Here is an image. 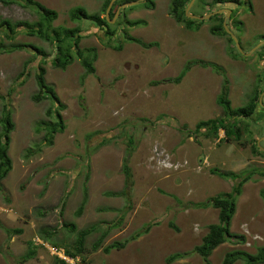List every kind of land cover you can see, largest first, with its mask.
Here are the masks:
<instances>
[{"label":"rangeland","instance_id":"rangeland-1","mask_svg":"<svg viewBox=\"0 0 264 264\" xmlns=\"http://www.w3.org/2000/svg\"><path fill=\"white\" fill-rule=\"evenodd\" d=\"M35 1L58 13L54 28L82 29L79 47L97 50L96 73L87 76L78 59L66 70L54 68L55 45L22 30L10 39L0 31V136L5 112H11L14 123L8 152L12 171L0 189V264H56L60 250L52 243H63L62 250L74 247L78 234L95 225L98 231L85 240L83 258L89 264H205L194 249L202 244L208 226L218 223L219 210L195 209L193 204L229 194L247 177L231 223V233L245 241L223 244L210 262L223 264L232 251L257 253L264 246V158L253 147L261 141L264 149V99L261 104L259 98L255 115L241 122L228 118L219 106L223 77L213 67L197 64L180 84L162 82L176 79L193 62H205L225 71L233 109L246 106L256 87L263 91L261 97L264 48L246 55L264 41V0H241V5L196 0L191 9L196 16L224 10L217 15L222 18L226 10L232 11L228 27L243 53L229 35L211 33L219 24L216 16L195 22L193 29L178 22L172 0H154L149 7L145 3L126 7L138 0L116 5L117 0L111 7L112 20L107 18L108 8L103 12L107 0ZM77 7L106 17L115 34L107 35L91 21H73L71 11ZM3 19L35 23L39 16L33 5L0 4ZM127 21L143 25L133 27ZM127 37L158 45L145 49ZM16 45L32 48L15 50ZM120 46L122 50L117 49ZM33 47L44 49L46 56ZM40 67L46 69L47 84L65 106L61 110L65 131L55 136L51 146L46 144L44 127L56 123L48 111L58 109V104L52 98L34 101ZM221 119L232 129L241 127L238 140L226 138L223 129L217 137L211 129H196L200 122ZM129 153L131 184L123 170ZM213 170L239 178L227 180ZM84 188L87 202L78 215ZM122 191L123 197L109 196ZM148 226V233L131 239ZM44 231L50 234L49 241L44 240ZM103 235L100 248L94 250ZM127 240L123 250L105 252ZM30 243L36 255L21 263ZM175 254L188 256L168 262Z\"/></svg>","mask_w":264,"mask_h":264},{"label":"trees","instance_id":"trees-1","mask_svg":"<svg viewBox=\"0 0 264 264\" xmlns=\"http://www.w3.org/2000/svg\"><path fill=\"white\" fill-rule=\"evenodd\" d=\"M122 1V3L120 2ZM154 0H147L145 5L147 7L153 6ZM191 0H172V13L176 20L178 22H186V25L188 29H193V25L196 21L187 19L185 16L186 8L188 7ZM203 1V0H198ZM111 0H107L104 7V14H106V10L109 7ZM127 0H119L118 3L124 4ZM238 4L241 5V0H213V4ZM0 4L4 6H13V5H19L26 7L27 5H33L35 8L39 20L35 23H29L26 21H18V22H11L10 20L3 19L0 21V31H2L8 39L12 38L13 35L17 34L18 31L22 30L25 31L29 36H36L40 39L50 43L51 45H55L56 49V55L54 60L52 61V66L54 68H59L62 70H66L68 66L72 65L76 59H78L83 67L86 69V75H94L96 73V68L94 66L96 60H97V50L95 48H89L86 50H82L79 45L81 40L83 39L81 33V28L76 27L73 29L58 27H53V22H55L58 19V13L56 11H53L44 5L36 2L35 0H0ZM250 9L252 8V3L249 4ZM114 13L112 10L110 12V19L112 20V17L114 16ZM235 13V11H233ZM125 17V16H124ZM71 19L76 22L83 23L85 21H91L94 25H96L99 28L106 29V34L113 36L115 34V31L112 29L111 24L108 22L106 17L101 18V16L98 14L96 15H90L84 8L77 7L74 10L71 11ZM215 20L219 21V24L216 25L211 29V33L214 36H228L224 26V18L220 16H216L213 18ZM131 26H139L143 25L142 21H127ZM199 24H202V22H198ZM229 40L234 43L232 38L230 37ZM128 42H133L136 44H139L145 49H152L153 47H156L157 43H150L145 44L139 39L127 37ZM26 47L32 48V46L28 45H16L14 49L22 50L26 49ZM34 48V47H33ZM264 48V46L262 47ZM39 55L42 57L46 56V53L44 49L42 48H34ZM118 50H122V47H117ZM264 58V55H260V59ZM201 65L203 68L213 67L216 72L223 77V84L220 96L217 99V102L219 106H221L227 117L233 118V119H240L241 122L244 120L251 119L258 108L259 105V98L262 94V91L259 89V87L254 88L252 96L250 98L249 103L241 108L233 109L231 106V101L229 99L230 94V82L229 79L226 76L225 71L223 69L211 65L205 62H193L191 65H188L185 70L176 78L173 80H166L162 83H173V84H180L186 74L189 72V70L195 66V65ZM47 71L44 67L39 68V72L36 75V81L39 87V94L34 97V101L36 103H40L44 99L52 98L57 104L58 109H50L48 111V115H55L57 121L56 123L52 124H46L44 127V130L46 131L45 141L46 144L51 146L53 145V141L55 139V136L57 134H61L65 131V124L63 117L61 115V110L65 109V106L60 104V100L58 95L55 92V89L47 84L46 82V76ZM161 84L155 83V85ZM240 122V123H241ZM3 126H4V132L2 133V136H0V189L2 188L1 182L6 179L8 174L12 171V160L9 157V145L11 141V133L14 130V123L12 120V114L11 112L7 111L5 112V116L3 118ZM242 124V123H241ZM211 129L214 137H217L219 135V131L221 129L225 130V136L226 138H232L234 137L235 140H238L240 138V130L241 127L238 125L234 126V129L232 127H229L226 125L225 120H208L205 122H200L196 129L198 132H200L202 129ZM132 147L133 141L131 140L129 143ZM253 151L263 156L264 158V152L261 150V148L258 145H254ZM131 157V153H129L128 157L125 159L123 170L126 177V183H130V179L132 177L131 169L129 166V158ZM217 176L227 179L236 181L239 178V175L234 173H227V172H221V171H212ZM250 180V177H247L240 182H238L237 185H234L232 192L229 194H221L217 195L215 197H211L208 200H206L203 203L199 204H193V207L195 209H208V208H214L219 210V216H218V223L211 224L208 226V233L203 238L202 244L197 246L194 249V252L198 254L205 264H211L210 257L214 253L216 249H218L223 244L230 242V241H236L239 240L240 243H244L245 239L240 236L233 235L231 233V223L232 220L236 214L237 211V201L238 198L241 196L242 193V187L243 185ZM84 200L81 205V207L78 210V215H80L84 209V206L87 202V188H84ZM125 191L118 192V193H109L110 197H123L125 196ZM263 197H264V191H263ZM172 226H174L172 224ZM63 227L68 228L67 224H64ZM72 231L76 230V226L72 225ZM99 226L95 225L91 228L81 231L78 234L77 241L75 243L74 247H67L64 249L66 256L77 259L79 257H84V255L87 253L85 248V240L87 236L92 234L93 232L98 231ZM150 230V226H148L145 231L142 233H138L136 236L132 237V240H136L137 238L141 237L142 235H145ZM176 231H178L177 228H175ZM9 233L14 234H22V230H9ZM54 234V231L53 233ZM50 234L46 231H44L43 238L46 241H49ZM106 235H103V237L93 246L94 250H98L100 248V244L102 243V240L105 238ZM129 243V240L125 242H117L114 243L111 246H108L105 249L106 253H110L112 250H123L127 244ZM53 247L59 248L57 250H62L61 248L64 246L63 243L54 242L52 243ZM36 253L35 250L30 243V251L27 255H25L21 263H26L29 260L33 259L35 257ZM188 256V254H175L171 256L168 260L169 261H177L180 259H184ZM237 262H243V264H264V246L258 248L257 253L250 254L244 251H232L228 253L223 261V264H235ZM56 264H70L67 263L64 260L56 258ZM75 264H89L85 260V258L82 259L81 262H76Z\"/></svg>","mask_w":264,"mask_h":264},{"label":"water","instance_id":"water-1","mask_svg":"<svg viewBox=\"0 0 264 264\" xmlns=\"http://www.w3.org/2000/svg\"><path fill=\"white\" fill-rule=\"evenodd\" d=\"M117 0H112L111 2H110V4H109V7H108V13H107V18H108V20H110V10H111V7H112V5L116 2ZM147 2V0H138V1H136V2H133V3H131V4H129V5H126V7H131V6H137V5H139V4H142V3H146ZM195 2H196V0H191V2H190V4L188 5V7L186 8V11H185V13H186V16H187V18H189V19H191V20H194V21H199V22H203V21H207V20H209V19H211L212 17H215V16H217V15H220V14H222L223 12H224V10H219V11H216V12H213V13H210V14H208V15H204V16H202V17H200V16H196V15H194V14H191V9H192V7H193V5L195 4ZM228 13H227V15L225 16V19H224V22H223V26H224V28H225V30H226V32H227V34L232 38V40L234 41V43H235V45H236V48H237V50H238V52H240V53H243V50H242V47H241V44H240V41H239V39H238V37L233 33V31L228 27V23H227V21H228V18H229V16H230V14L232 13V11H230V10H226ZM264 46V41H262V42H260L256 47H254L253 49H252V51L249 53V54H247L246 56H252L253 54H255L261 47H263ZM261 67H262V69H264V60H262L261 61ZM263 98H264V94L260 97V103L261 104H263L262 103V101H263ZM261 141H259L258 142V146L260 147L261 146V143H260ZM263 152H264V149H261Z\"/></svg>","mask_w":264,"mask_h":264},{"label":"built area","instance_id":"built-area-1","mask_svg":"<svg viewBox=\"0 0 264 264\" xmlns=\"http://www.w3.org/2000/svg\"><path fill=\"white\" fill-rule=\"evenodd\" d=\"M51 250H52V249H51ZM54 252H55V250H54ZM56 252H57V251H56ZM62 252H63V253H62ZM56 254H57V256H58L59 259L64 260V261H66L67 263L75 264V263L77 262L76 259H72V258L66 256L64 250H60V256L58 255V254H59L58 252H57Z\"/></svg>","mask_w":264,"mask_h":264},{"label":"flooded vegetation","instance_id":"flooded-vegetation-1","mask_svg":"<svg viewBox=\"0 0 264 264\" xmlns=\"http://www.w3.org/2000/svg\"><path fill=\"white\" fill-rule=\"evenodd\" d=\"M202 16H204V15H201L200 17H202ZM225 19V18H224ZM196 22H199V21H196ZM257 53V52H256ZM254 55V54H253ZM262 60H264V58H261L260 59V61H262ZM262 93H263V91H262ZM264 99V98H263Z\"/></svg>","mask_w":264,"mask_h":264}]
</instances>
